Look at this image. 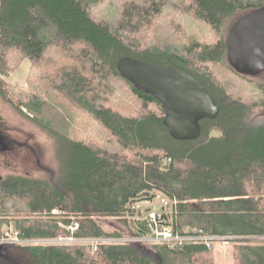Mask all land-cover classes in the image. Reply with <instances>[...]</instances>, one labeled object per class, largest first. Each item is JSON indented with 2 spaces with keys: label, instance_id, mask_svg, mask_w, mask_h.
Masks as SVG:
<instances>
[{
  "label": "trees",
  "instance_id": "1",
  "mask_svg": "<svg viewBox=\"0 0 264 264\" xmlns=\"http://www.w3.org/2000/svg\"><path fill=\"white\" fill-rule=\"evenodd\" d=\"M263 5L0 0V96L68 147L57 184L2 178L0 239L12 223L22 239L51 240L20 246L38 264H214L200 240L145 249L155 224L140 202L159 197L168 204L159 207L158 227L185 240L232 243L235 264H264V245L237 238L264 237V122L254 121L264 110V71L238 73L227 49L235 22ZM124 57L194 77L215 101L217 117L201 122L197 140L173 139L161 103L120 75ZM27 60L28 89L6 81ZM109 218L115 232L101 224ZM59 237L75 242H54ZM88 239L98 241L96 250ZM14 253H0V264H20Z\"/></svg>",
  "mask_w": 264,
  "mask_h": 264
},
{
  "label": "rangeland",
  "instance_id": "2",
  "mask_svg": "<svg viewBox=\"0 0 264 264\" xmlns=\"http://www.w3.org/2000/svg\"><path fill=\"white\" fill-rule=\"evenodd\" d=\"M30 65V61H24L18 70L12 72L8 77L4 78H6V81L10 83H15L22 86L24 89H28L27 79L29 78L28 73ZM0 116L3 119L2 123H0L1 139L4 145L5 142L10 143L9 146L11 149V151L8 152H0V177L6 178L10 176H20L31 180L57 184L61 180V175L66 168V154L68 153V147L66 146L67 141L36 122L32 116L26 112V110L19 111L15 109L1 96ZM254 118V121L255 123L257 122V124L264 122V110L257 111ZM140 204L145 213L147 210L159 213V207L162 205L157 197L151 199L150 201L143 200ZM53 213L61 214L62 212L54 210ZM72 220L74 227L77 223L74 217H72ZM101 224L104 226V229L110 232L114 231L116 227L115 220L111 218L101 221ZM11 229L15 230L12 223L10 225H5L2 236L4 237V233L10 231ZM69 230L71 231V229ZM165 231L166 229L162 232H158L156 234L157 237L162 238ZM237 238H247V242L251 245H264V237L261 236ZM23 240L24 241L13 238L11 239L10 237L0 239V246L3 248L0 253L2 254L7 250H12L15 252L14 255L20 258V261H18L20 264H38L20 246L27 243H42L43 245L52 243L51 240ZM123 240L131 244L140 242L132 239ZM95 241L97 240L88 239L83 242L90 245L93 247V250H95V247H97V243ZM54 242L70 245L74 241L72 242L71 240L59 237ZM145 242L147 243L148 241H142L141 244ZM155 242L161 243V241L156 240L155 237L152 241H150V243L145 245V249L154 251L155 247L153 246L155 245ZM5 244L11 245V247L6 246ZM175 247L177 248L178 246ZM17 248H20L21 250H17ZM212 252L213 254L211 255V258L214 264H235L234 245L232 243L229 245H223L221 242L216 243L212 248Z\"/></svg>",
  "mask_w": 264,
  "mask_h": 264
},
{
  "label": "water",
  "instance_id": "3",
  "mask_svg": "<svg viewBox=\"0 0 264 264\" xmlns=\"http://www.w3.org/2000/svg\"><path fill=\"white\" fill-rule=\"evenodd\" d=\"M227 49L228 60L238 73L257 76L264 71V5L235 22L227 37ZM117 69L137 90L161 103L163 123L175 140H197L202 133L201 122L219 113L204 86L179 69L130 57L122 58Z\"/></svg>",
  "mask_w": 264,
  "mask_h": 264
},
{
  "label": "built area",
  "instance_id": "4",
  "mask_svg": "<svg viewBox=\"0 0 264 264\" xmlns=\"http://www.w3.org/2000/svg\"><path fill=\"white\" fill-rule=\"evenodd\" d=\"M159 198V197H158ZM161 204L162 205H164V206H166L167 204H168V201L166 200V199H161ZM150 213V215H149V217H150V221L151 222H153L154 224H155V227H153V229H152V231H153V235L156 237V240H158V241H161V242H164V243H166V244H168L169 246H171V247H175V246H181L185 241H189V242H191L192 240H200V241H203L204 243H206L207 244V246L210 248V249H212L213 248V246L216 244V243H220L219 241H214L213 240V238H211V237H199V238H197V239H192V238H188V239H183V238H180L179 236H176V235H174V233H173V231H172V229L171 228H169V227H158L159 226V224H160V215H158V214H156L155 212H152V211H150L149 212ZM151 226V225H150ZM76 225H74V227H73V225H71L69 228L71 229V231L73 232V231H75V229H76ZM166 229V231H165V233L163 234V237L162 238H159V237H157V233L158 232H162L163 230H165ZM4 237H2L1 239H6L7 237H10L11 239L13 238V239H17V240H21V241H24L22 238H21V236H20V232L19 231H17V230H13V229H11L10 231H8V232H6V233H4ZM176 240H175V239ZM65 239H67V240H71L72 242L74 241L75 242V240L73 239V238H65ZM172 239H174V240H172ZM214 241V242H213ZM96 243H98V241H95ZM2 244H4V243H2ZM9 244V243H8ZM221 244H223V245H229L230 243L229 242H226V243H223V242H221ZM1 245V244H0ZM6 245V244H5ZM212 246V247H211ZM96 248L97 247H95V250H96Z\"/></svg>",
  "mask_w": 264,
  "mask_h": 264
},
{
  "label": "flooded vegetation",
  "instance_id": "5",
  "mask_svg": "<svg viewBox=\"0 0 264 264\" xmlns=\"http://www.w3.org/2000/svg\"><path fill=\"white\" fill-rule=\"evenodd\" d=\"M193 78H194V77H193ZM1 137H2V136L0 135V152H1V153H4V152L11 151L10 146H9L10 143H6V142H5V145H4V143L2 142Z\"/></svg>",
  "mask_w": 264,
  "mask_h": 264
},
{
  "label": "bare ground",
  "instance_id": "6",
  "mask_svg": "<svg viewBox=\"0 0 264 264\" xmlns=\"http://www.w3.org/2000/svg\"><path fill=\"white\" fill-rule=\"evenodd\" d=\"M52 119V118H51ZM46 121V120H45ZM47 122V121H46ZM19 194V193H18ZM23 195V194H22ZM32 196V195H31ZM22 199V198H21ZM208 200V199H207ZM65 205V204H64ZM131 214V213H130ZM63 220V219H62ZM57 229V228H56ZM22 231V230H21ZM79 232V231H78ZM115 232V231H114ZM80 233V232H79ZM121 235V234H120ZM247 239V238H246ZM260 241V240H259ZM60 244V243H58ZM53 245V244H52ZM50 246V245H49Z\"/></svg>",
  "mask_w": 264,
  "mask_h": 264
}]
</instances>
